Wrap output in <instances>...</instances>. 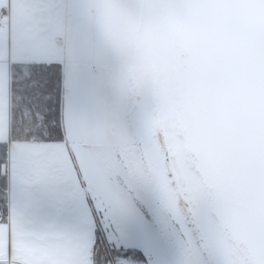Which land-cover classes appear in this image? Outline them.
Here are the masks:
<instances>
[{"label":"snow or ice","instance_id":"6c2138e0","mask_svg":"<svg viewBox=\"0 0 264 264\" xmlns=\"http://www.w3.org/2000/svg\"><path fill=\"white\" fill-rule=\"evenodd\" d=\"M22 2L32 35L0 16V178L9 185L0 264H135L117 246L146 200L179 223L193 257L264 264V50L258 78L198 142L162 127L158 89L132 76L141 28L241 8L264 23V0ZM37 191L53 194L75 225L27 219L21 194L27 208Z\"/></svg>","mask_w":264,"mask_h":264},{"label":"water","instance_id":"95a60500","mask_svg":"<svg viewBox=\"0 0 264 264\" xmlns=\"http://www.w3.org/2000/svg\"><path fill=\"white\" fill-rule=\"evenodd\" d=\"M264 23L247 9L231 11L197 10L183 20L167 19L158 27L141 28L134 46L141 64L133 72V82L158 89L161 99L162 127L176 136L200 141L218 119L224 105L240 99L258 78L264 50ZM130 131L135 121L128 118ZM161 226L170 250L153 242L163 264H214L204 253L193 257L179 223L166 220L154 201H141ZM188 227H191L189 222ZM192 243L199 244L192 232Z\"/></svg>","mask_w":264,"mask_h":264},{"label":"crops","instance_id":"0c3cea01","mask_svg":"<svg viewBox=\"0 0 264 264\" xmlns=\"http://www.w3.org/2000/svg\"><path fill=\"white\" fill-rule=\"evenodd\" d=\"M4 10L8 11L9 19L15 22V28L17 32L23 31L28 35H32L34 33V16L25 12L22 0H7V6L4 8ZM24 199V194H21L20 207L22 214L25 215L27 219L34 221L39 226L71 228L75 225L74 216H70L61 210L53 194L37 191L35 200L33 201L32 205L27 208L24 206ZM133 221H135L134 223H139L138 220ZM104 236H106L105 232ZM144 263H146V261Z\"/></svg>","mask_w":264,"mask_h":264},{"label":"trees","instance_id":"16d2710c","mask_svg":"<svg viewBox=\"0 0 264 264\" xmlns=\"http://www.w3.org/2000/svg\"><path fill=\"white\" fill-rule=\"evenodd\" d=\"M118 38V37H117ZM8 182L2 178H0V208L5 206V203L8 199ZM137 208L139 212V219L141 223L150 230L152 236L158 245L162 246V243H165L166 247L170 250V245L167 244L166 238L162 234L161 226L158 221L154 218L153 214L147 209L145 205L141 203V201H137ZM95 231L101 234L104 239V233L101 232L100 228L96 226ZM106 240V239H105ZM117 250L124 255L125 259H131L136 262H145L146 256L143 251L139 248L134 247H123L117 246Z\"/></svg>","mask_w":264,"mask_h":264},{"label":"rangeland","instance_id":"374dc122","mask_svg":"<svg viewBox=\"0 0 264 264\" xmlns=\"http://www.w3.org/2000/svg\"><path fill=\"white\" fill-rule=\"evenodd\" d=\"M134 222L135 221H131L127 224L124 239L118 244V246L134 247L139 248L143 251L146 256V263L134 261L135 264H163L159 258L153 242L147 235L146 231L143 229V227H141V224L139 225V223ZM97 226L100 228L102 233L105 232V229L103 227L99 225ZM105 234V238L107 240L110 233L105 232Z\"/></svg>","mask_w":264,"mask_h":264},{"label":"built area","instance_id":"2783aa9c","mask_svg":"<svg viewBox=\"0 0 264 264\" xmlns=\"http://www.w3.org/2000/svg\"><path fill=\"white\" fill-rule=\"evenodd\" d=\"M0 16L9 18V13L3 8V9H0Z\"/></svg>","mask_w":264,"mask_h":264},{"label":"flooded vegetation","instance_id":"af4514ba","mask_svg":"<svg viewBox=\"0 0 264 264\" xmlns=\"http://www.w3.org/2000/svg\"><path fill=\"white\" fill-rule=\"evenodd\" d=\"M118 39H123V37H121L119 34H118ZM161 246V245H160ZM161 247H164V248H167L165 243H162V246Z\"/></svg>","mask_w":264,"mask_h":264}]
</instances>
